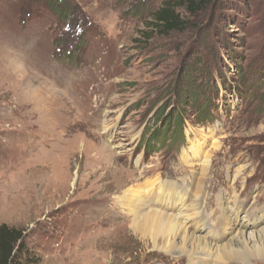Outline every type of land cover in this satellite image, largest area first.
<instances>
[{
  "label": "rangeland",
  "instance_id": "rangeland-1",
  "mask_svg": "<svg viewBox=\"0 0 264 264\" xmlns=\"http://www.w3.org/2000/svg\"><path fill=\"white\" fill-rule=\"evenodd\" d=\"M168 1L0 0V225L38 264H187L134 231L130 188L168 214L183 201L181 238L197 219L221 237L222 199L264 220V0L179 8L165 35ZM176 112L186 144L146 155Z\"/></svg>",
  "mask_w": 264,
  "mask_h": 264
},
{
  "label": "bare ground",
  "instance_id": "bare-ground-1",
  "mask_svg": "<svg viewBox=\"0 0 264 264\" xmlns=\"http://www.w3.org/2000/svg\"><path fill=\"white\" fill-rule=\"evenodd\" d=\"M103 148L105 149L106 146ZM105 153H107V151ZM199 186L201 185L199 184ZM134 190L135 189L130 188L127 191L128 193L124 194V198L121 201L124 204L126 203V207L129 208L128 210L132 215L131 219H133L134 223L132 225L134 231H137L144 238L154 239L157 248H165L166 252L170 254L174 252L183 254V256L188 259L187 264H250L249 262L257 264L255 261H257L258 264L260 262L264 263V248L258 245V241L262 237L264 238V220L260 223H256L253 228L248 227L250 219H247L248 217L245 215L239 219V221H236L237 219L234 221L239 213L236 210L240 206L236 198L233 200L229 198L221 200L222 213L225 218V220H223L225 225L221 237L217 238L218 235L211 236L212 232L209 227L207 232L205 231L203 235H199L197 232L198 229H206H204L205 223L196 222L198 221L197 219L191 220L192 229L188 230L186 228L187 231H185L184 237L181 238V234L179 233L180 228L178 227L180 225L182 226L179 217L183 215V211H187L184 202L182 201L181 204H172L169 209H171L173 213L168 214L167 211L162 212L161 210L149 207L144 195ZM168 198H172V196H168ZM198 224L200 226H198ZM160 243L162 245H160ZM163 243L166 244L167 247L163 245ZM182 258L181 260H183ZM181 260L180 262H182Z\"/></svg>",
  "mask_w": 264,
  "mask_h": 264
},
{
  "label": "trees",
  "instance_id": "trees-1",
  "mask_svg": "<svg viewBox=\"0 0 264 264\" xmlns=\"http://www.w3.org/2000/svg\"><path fill=\"white\" fill-rule=\"evenodd\" d=\"M170 0L153 15L152 26L169 34L186 28L188 22L178 12L185 7L187 13L196 16L204 11L211 3L210 0ZM185 116L176 112L172 119L164 121L163 127L146 129L143 138V148L146 155L151 156L162 151L165 147L178 151L186 144ZM157 119V118H155ZM24 231L7 224L0 225V264H38L25 249Z\"/></svg>",
  "mask_w": 264,
  "mask_h": 264
}]
</instances>
